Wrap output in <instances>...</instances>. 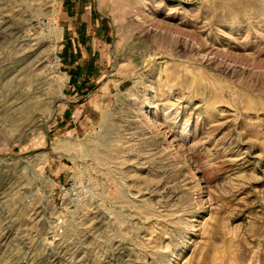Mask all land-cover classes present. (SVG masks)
Returning a JSON list of instances; mask_svg holds the SVG:
<instances>
[{"label": "rangeland", "instance_id": "obj_1", "mask_svg": "<svg viewBox=\"0 0 264 264\" xmlns=\"http://www.w3.org/2000/svg\"><path fill=\"white\" fill-rule=\"evenodd\" d=\"M0 264H264V0H0Z\"/></svg>", "mask_w": 264, "mask_h": 264}, {"label": "bare ground", "instance_id": "obj_2", "mask_svg": "<svg viewBox=\"0 0 264 264\" xmlns=\"http://www.w3.org/2000/svg\"><path fill=\"white\" fill-rule=\"evenodd\" d=\"M15 29V28H14ZM24 29V28H23ZM25 30V29H24ZM19 32H21V30L19 29H17V31H15L14 32V30H13V36H17L18 34H19ZM22 33V32H21ZM25 33V32H24ZM27 36V35H26ZM15 37H14V39H15ZM21 38H22V36H21ZM21 40V39H20ZM23 40H25L26 41V39H25V37L23 38ZM22 40V41H23ZM38 41V40H37ZM21 43V42H20ZM23 43V42H22ZM25 43H27V42H25ZM33 44V43H32ZM42 44V43H41ZM22 45V44H21ZM25 45V44H24ZM24 45H22V46H24ZM29 45V44H28ZM20 46V45H19ZM35 47V45H32V47ZM38 46V45H37ZM31 47V48H32ZM39 47V46H38ZM20 48V47H19ZM42 48V47H41ZM24 49V48H23ZM38 49H40V48H37V47H35V49L33 48V49H30L31 51H27L28 53H26L25 55H23L22 57H20L19 59H17L14 63V65H13V76L15 77V76H18V73L19 74H21V71L22 70H26V68L27 67H29V65L31 64V62H32V60H34V58H35V56H37L36 54H38ZM25 50V49H24ZM38 58V57H37ZM31 60V61H30ZM41 59H39V61L35 64L36 65V68L37 67H39V66H41L42 64H43V61H40ZM45 60V59H44ZM37 61V60H36ZM13 63V62H12ZM35 63V62H34ZM33 64V63H32ZM3 67V66H2ZM33 68H35V67H33ZM29 69H31V68H29ZM25 70H24V72H25ZM23 74V73H22ZM31 74V73H30ZM19 77V76H18ZM17 77V78H18ZM36 85V84H35ZM34 85V86H35ZM39 85H40V87H39ZM34 86H33V88H34ZM43 86H44V82H40L39 84H38V88H36V86H35V89H33L32 90V92H31V95L30 96H24L23 94L22 95H16L15 94V96L13 97V104H14V107H16L17 109H20L21 107H23V106H25V105H27L29 102L31 103L32 102V100H37L38 98H39V96H42L45 92H44V90H45V88H43ZM61 90H62V86H60L59 88H58V91H57V94H58V96H60L61 97ZM20 92V91H19ZM44 92V93H43ZM21 93V92H20ZM39 95V96H38ZM24 96V97H23ZM59 97V98H60ZM56 98V97H55ZM55 98H52V100H50L49 102L50 103H55V101L57 100V98L55 99ZM16 101H15V100ZM46 100V99H45ZM16 102V103H15ZM37 102H34L33 104L34 105H37L36 104ZM50 103H48V104H50ZM47 103H46V105H48ZM28 106H29V104H28ZM5 107V106H4ZM13 107V108H14ZM31 107V106H30ZM34 108H35V106H33ZM40 116H41V114H40ZM37 116H35V118H36ZM39 117V116H38ZM37 117V118H38ZM35 119L34 120V118H33V120H34V122L32 123V124H30V125H28L27 127H25L26 129L23 131V132H25V135H27V133H29L30 131H31V129L33 128V127H37L38 125V123H39V120L38 119ZM40 119V118H39ZM41 121V120H40ZM38 127H40V126H38ZM31 133V132H30ZM60 252V251H59ZM54 259V258H53ZM51 262V261H50Z\"/></svg>", "mask_w": 264, "mask_h": 264}]
</instances>
